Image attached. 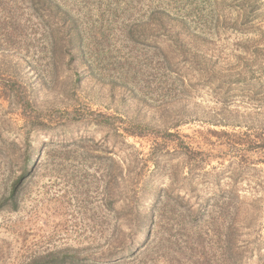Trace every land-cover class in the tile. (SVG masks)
<instances>
[{"label":"rangeland","instance_id":"374dc122","mask_svg":"<svg viewBox=\"0 0 264 264\" xmlns=\"http://www.w3.org/2000/svg\"><path fill=\"white\" fill-rule=\"evenodd\" d=\"M70 256L264 264V0H0V264Z\"/></svg>","mask_w":264,"mask_h":264},{"label":"trees","instance_id":"16d2710c","mask_svg":"<svg viewBox=\"0 0 264 264\" xmlns=\"http://www.w3.org/2000/svg\"><path fill=\"white\" fill-rule=\"evenodd\" d=\"M42 0H31V2H33L34 4L37 2H40ZM66 260H71V263L79 260L78 258L74 257V256H70V257H63L62 259H55L54 261H49L47 264H64L66 262ZM31 264H43L41 263L39 260L38 261H34Z\"/></svg>","mask_w":264,"mask_h":264},{"label":"bare ground","instance_id":"6f19581e","mask_svg":"<svg viewBox=\"0 0 264 264\" xmlns=\"http://www.w3.org/2000/svg\"><path fill=\"white\" fill-rule=\"evenodd\" d=\"M8 127V126H7Z\"/></svg>","mask_w":264,"mask_h":264}]
</instances>
